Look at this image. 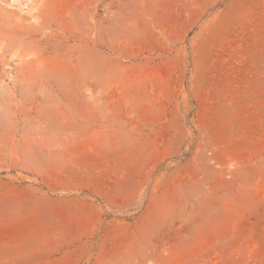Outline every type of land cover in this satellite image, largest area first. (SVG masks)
<instances>
[{"label": "rangeland", "instance_id": "rangeland-1", "mask_svg": "<svg viewBox=\"0 0 264 264\" xmlns=\"http://www.w3.org/2000/svg\"><path fill=\"white\" fill-rule=\"evenodd\" d=\"M0 264H264V0H0Z\"/></svg>", "mask_w": 264, "mask_h": 264}]
</instances>
